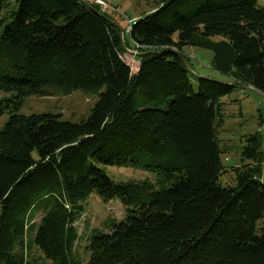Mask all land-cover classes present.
Returning <instances> with one entry per match:
<instances>
[{"label": "trees", "instance_id": "trees-1", "mask_svg": "<svg viewBox=\"0 0 264 264\" xmlns=\"http://www.w3.org/2000/svg\"><path fill=\"white\" fill-rule=\"evenodd\" d=\"M257 1L155 0L124 37L158 51L133 72L119 28L82 1L0 0V91L11 94L0 99V264H39L33 248L50 264H84L74 222L91 194L119 199L125 215L91 232L85 264H264L263 133L246 137L235 185L223 187L215 132L223 96L240 84L264 93ZM186 45L211 50V68L233 83L193 81L172 51ZM76 89L98 95L79 122L18 113L29 95ZM128 164L160 184L104 170Z\"/></svg>", "mask_w": 264, "mask_h": 264}, {"label": "rangeland", "instance_id": "rangeland-1", "mask_svg": "<svg viewBox=\"0 0 264 264\" xmlns=\"http://www.w3.org/2000/svg\"><path fill=\"white\" fill-rule=\"evenodd\" d=\"M104 1L109 5L104 10L105 13L121 25L124 37H126V33L129 32L127 20L140 18L145 15L154 7L155 0ZM257 2L259 6L264 7V0H258ZM218 38L219 36L213 37L214 40ZM183 50L184 56H189L188 58L193 68L192 71L202 76L223 79V75L213 70L210 66L213 56L211 50L191 45L184 46ZM123 57L131 66L132 71L135 72L138 65L136 56L125 50ZM190 78L194 81V75L192 73ZM9 96H11L10 93L0 91V99ZM97 98V94L82 89H76L69 94L54 96L29 95L24 98L18 113L31 114L49 112L59 115L62 120L79 122L88 117ZM222 101V120L216 122L215 132L219 146L222 149L220 160L225 169L220 175L219 181L223 187H228L235 185V173L231 170V166L235 167L241 163V150L246 144V137L250 134L260 132L263 133L264 143V126L261 127L259 125L260 116H262L264 123V100L252 91L237 88L230 94L223 96ZM7 118V113H4L0 117V126L5 124ZM104 170L115 181L141 182L148 180L153 184H160L161 182L159 172L146 169L139 165H106L104 166ZM82 205L84 212L74 222V226L79 235L75 250L82 257L83 263L85 264L88 258L85 247L91 232L94 229L103 232L109 231L110 222L112 220L117 221L122 219L125 215V210L121 206L119 199L104 203L94 194H91ZM41 214V212L36 214L35 223L38 222ZM31 256L39 264H50L36 248L32 249Z\"/></svg>", "mask_w": 264, "mask_h": 264}, {"label": "water", "instance_id": "water-1", "mask_svg": "<svg viewBox=\"0 0 264 264\" xmlns=\"http://www.w3.org/2000/svg\"><path fill=\"white\" fill-rule=\"evenodd\" d=\"M80 1H82L85 5H87L89 8L94 10L99 15L103 16L104 18H106L109 21H111L112 23H114L119 28L120 34H121L122 44H123V46H124V48H125V50L127 52L131 53L132 55H135L136 57H141V56H143L145 54L158 52L157 50H146V51H142L141 52V51L131 50V49L127 48L125 46L124 33H123V29H122L121 25L118 22L114 21L113 19H110V18L106 17L103 14V11L101 9H99V10L95 9L94 6L88 0H80ZM172 51L174 53H177L181 57V59L183 60V63L185 64L186 68L188 69V71H190V73H192L196 77H198V78H200V77L201 78H206V79H209V80H212V81H217V82H220V83H223V84H232L233 83L232 81H229V80L219 79V78H215V77L202 76V75L197 74L196 72L192 71V69H191V67L189 65V62L187 61V59L185 58L183 53H181L180 51L175 50V49H172ZM239 87L241 89L249 90V91H252V92L258 94L264 100V93L262 91H260L259 89L255 88L254 86L249 85V84H240ZM261 183L264 184V166H263V171H262Z\"/></svg>", "mask_w": 264, "mask_h": 264}, {"label": "built area", "instance_id": "built-area-1", "mask_svg": "<svg viewBox=\"0 0 264 264\" xmlns=\"http://www.w3.org/2000/svg\"><path fill=\"white\" fill-rule=\"evenodd\" d=\"M96 3H98L100 5V9L102 11H104L105 9H107L109 7L108 3L104 0H94ZM133 22V20H127V23H128V30H130L131 28V23Z\"/></svg>", "mask_w": 264, "mask_h": 264}, {"label": "crops", "instance_id": "crops-1", "mask_svg": "<svg viewBox=\"0 0 264 264\" xmlns=\"http://www.w3.org/2000/svg\"><path fill=\"white\" fill-rule=\"evenodd\" d=\"M137 63L139 64V60H137ZM137 67H138V65H137ZM137 67H136V69H137Z\"/></svg>", "mask_w": 264, "mask_h": 264}]
</instances>
